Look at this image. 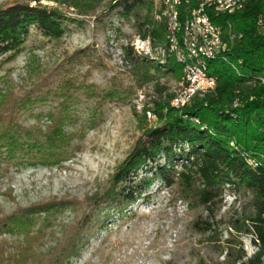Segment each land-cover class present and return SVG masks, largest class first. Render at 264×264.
<instances>
[{
    "label": "rangeland",
    "instance_id": "1",
    "mask_svg": "<svg viewBox=\"0 0 264 264\" xmlns=\"http://www.w3.org/2000/svg\"><path fill=\"white\" fill-rule=\"evenodd\" d=\"M62 1L0 0V9L37 3L63 18L59 39L30 28L20 50L6 62L0 58L2 118L22 99L14 117L36 138L67 99L65 132L72 135L64 159L54 165L12 161L0 150V218L42 206L49 212L33 216L28 245L17 229L0 235V264H48L72 237L75 248L62 264H226L240 246L245 259L252 256L250 238L233 228L251 214V196L243 190L226 189L211 212L178 182L165 187L158 179L133 202L111 201L120 188L113 183L117 168L142 129L156 125L155 114L147 118L153 102L173 95L182 74H137V58L165 63V24L153 0L128 17L111 8L112 0H81L77 7ZM145 19L163 23L162 41L152 45L138 37ZM113 93L118 96L106 97ZM5 123L0 120V133Z\"/></svg>",
    "mask_w": 264,
    "mask_h": 264
},
{
    "label": "trees",
    "instance_id": "2",
    "mask_svg": "<svg viewBox=\"0 0 264 264\" xmlns=\"http://www.w3.org/2000/svg\"><path fill=\"white\" fill-rule=\"evenodd\" d=\"M62 2L77 7L82 1ZM149 3L150 0H112L111 8L119 9L120 16L128 17L136 9L148 5L150 8ZM193 3L192 0L188 9L194 7ZM207 15L224 32L229 25L236 38L223 57L207 62L208 74L216 79L214 90L196 97L181 109L170 106L172 95L153 102L156 125L142 129L131 152L117 168L113 183L120 188L111 201L117 205L133 202L154 179L165 187L178 182L188 198L206 212H211L220 202L226 189L248 192L251 214L237 221L233 228L236 234L250 238L255 252L245 259L240 246L239 254L226 264H264V0H248L232 15L216 16L212 10ZM62 22L60 14L37 3L34 6L16 3L0 9V58H5L1 62L8 61L20 50L30 28L48 39H59L63 34ZM162 31L163 23L145 19L138 26L137 35L153 45L155 41H162ZM165 52V63L155 66L137 58V74L150 70L168 72L179 79L182 67L168 55L166 48ZM116 96L113 93L106 97ZM4 99L1 97L0 108ZM17 100L4 118L0 114V120L7 122L0 133V150L12 161L19 157L33 159L36 165L60 163L72 137L65 132L70 123L68 100L62 101L61 112L48 119L45 130L36 138L18 126L14 109L22 99ZM139 174L143 177L135 182ZM148 174L150 179L146 177ZM48 213L42 206L0 218V235L17 229L22 231L23 244L28 245L33 239V216ZM75 242L72 237L68 249L48 264H62L71 256Z\"/></svg>",
    "mask_w": 264,
    "mask_h": 264
},
{
    "label": "bare ground",
    "instance_id": "3",
    "mask_svg": "<svg viewBox=\"0 0 264 264\" xmlns=\"http://www.w3.org/2000/svg\"><path fill=\"white\" fill-rule=\"evenodd\" d=\"M153 1L158 6L160 13L161 1ZM247 1L228 0L225 4V0H212V2L210 0H193L194 7L189 10L188 6L192 0H166L167 12H161L159 19H162L165 24V42L168 54L173 56L182 67V78L170 100L172 108H184L196 97H203L214 90L216 79L208 74L207 62L223 57L236 42L228 25L225 32L222 28L223 39H220L219 52L209 50L207 37L220 38V31L210 21L207 11L212 10L216 16L231 15L240 11ZM195 78L199 81H208L209 84L195 86V90L190 92V102L180 101L181 98L189 97L188 88L195 84ZM147 118L154 119V114L147 113Z\"/></svg>",
    "mask_w": 264,
    "mask_h": 264
},
{
    "label": "built area",
    "instance_id": "4",
    "mask_svg": "<svg viewBox=\"0 0 264 264\" xmlns=\"http://www.w3.org/2000/svg\"><path fill=\"white\" fill-rule=\"evenodd\" d=\"M160 1H161V10H160L159 15H161V12H167V7H168L166 0H160ZM227 1L228 0H225V4ZM210 2H212V0H210ZM217 27H218V31H220V38L207 37V39H208V43H209V50L219 52V43H220V39H223V34H222V27L221 26H217ZM168 32H169V28H168ZM208 84H209L208 81H199L198 79L195 78V84L189 86V88H188L189 89V97L181 98L180 101L190 102L191 90H195V86L208 85ZM150 117H151V115H150Z\"/></svg>",
    "mask_w": 264,
    "mask_h": 264
}]
</instances>
